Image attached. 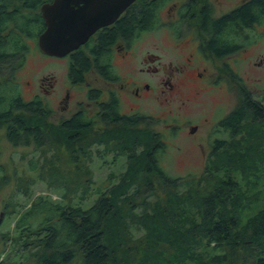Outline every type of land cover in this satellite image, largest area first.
<instances>
[{
  "label": "rangeland",
  "instance_id": "rangeland-1",
  "mask_svg": "<svg viewBox=\"0 0 264 264\" xmlns=\"http://www.w3.org/2000/svg\"><path fill=\"white\" fill-rule=\"evenodd\" d=\"M165 1L156 24L150 30L139 33V39L135 41L134 60L121 62L118 52L114 51V62L118 65L113 74L120 83L130 80L125 76H128L132 65L139 62L147 51L160 55L163 62L174 59L176 48L173 36L177 37V33L170 26L179 28L180 25L172 23L169 12H174L184 1ZM242 1L194 0L197 5L192 6V16L186 24L188 27L199 28L201 20L198 12L204 5H211L215 15H221L233 10ZM190 34L191 31L187 29L182 38ZM224 37L239 42L241 49L232 53L230 58L216 59L209 54L211 58L208 66L215 70L218 86L226 93L225 100L218 104H222L223 111H233L241 105L243 95H248L264 107V62L261 66H255V63L264 59V19L252 28L245 29L239 36L227 33ZM28 49L24 64L17 73L18 84L15 86L25 100L40 98L43 107L52 110V113L50 116L41 115L31 119L32 122L39 123L47 133V142L41 147H36L34 141L28 146L13 145L7 137L8 121L0 123V162L9 177L7 183H0V264H35L36 255L44 252L43 247L38 245L40 233L35 231L39 217L33 218L30 226V221H23L24 214L31 208L33 201L42 198L45 203L61 202L87 208L102 193L107 192L113 185H119L131 175L135 178L128 186L129 192H132L138 184L142 186L146 178L142 171L131 174L132 165L139 160L147 163V154L155 150L158 154L157 163L165 173L171 177L184 178L178 187L181 194H189L192 199L201 197L217 181L216 177L209 174H215V170L224 167L223 170H226H220V174H217L218 182L232 176L237 178L241 184L238 198H242L246 205L251 204L243 212L242 222L264 208V130L259 124L252 126L253 118L250 113L246 116L242 135L236 139L237 137L233 138L227 131L222 132L223 134L213 133V136L209 133L212 126L208 124L202 125L196 135H190L189 124L202 122L201 115L212 109L209 104H217V98L211 99L205 105L209 108L207 111L201 107L193 109L192 106L180 110L179 102L169 107L162 105V101L153 102L149 109L154 117L138 126L106 123L96 113L88 110L92 116L89 118L94 123L80 134L78 140L69 142L65 136L67 132L60 128L62 122L72 118L78 110L84 112L90 108L87 98L89 88L106 89L109 84L100 77L93 81L95 76L88 75L84 84L71 89V97L67 100L66 82L71 65L70 57L43 54L34 38L28 40ZM43 78L44 84L41 87ZM120 97L122 111L131 114V101ZM170 110L173 111L172 116L168 114ZM144 115L139 113V117ZM186 115L190 116L192 123L187 121ZM253 129L260 137L252 150L245 154L250 159L247 161L242 157L243 154L238 155V151L244 142L243 136L248 133L249 137ZM210 136L213 140L219 137V141L225 143L226 149L216 152L218 141L208 139ZM156 146L161 147L157 149ZM159 193L162 197L165 196L160 189L154 196L149 197L148 207L145 206L147 212H151V208L161 197ZM224 208L230 209L231 206L226 205ZM143 210L144 207L137 208L138 212ZM129 229L133 238L142 237L145 233L134 225ZM20 231L25 232L20 235ZM200 247L198 249L206 250L204 246Z\"/></svg>",
  "mask_w": 264,
  "mask_h": 264
},
{
  "label": "trees",
  "instance_id": "trees-1",
  "mask_svg": "<svg viewBox=\"0 0 264 264\" xmlns=\"http://www.w3.org/2000/svg\"><path fill=\"white\" fill-rule=\"evenodd\" d=\"M45 1L0 0V123L8 121L7 137L15 146H28L34 141L36 147H41L48 139L45 130L31 119L50 116L52 110L44 108L40 98L25 100L15 86L18 84L17 73L28 54V40H37L46 28L41 14V5ZM165 2L135 1L120 20L118 29L99 34L90 47L92 56L101 63L107 47L117 38L129 32L137 35L150 30L158 21ZM209 11V7L203 9L205 27L215 37L219 35L221 45L226 42L221 38L228 27H231V33L239 36L264 19V0L243 1L217 19H211ZM240 49L239 42L231 41V53ZM218 50L220 55L224 54L223 48ZM93 65L92 58H87L82 51L77 52L70 71L72 78L83 81ZM102 107L106 123L136 125L143 121L142 117H134L135 120L131 121L122 116L114 99L102 103ZM249 113L253 118L252 126L259 124L264 130L263 106L243 95L241 105L231 111V118L225 122L230 136L238 139L242 135ZM82 115L78 113L60 125L61 130L67 132V141L75 142L91 127ZM250 132L249 137L248 133L243 136L244 142L238 151V155L243 154L247 161L250 159L245 154L252 150L260 137L254 129ZM217 143L216 152L226 149L225 143ZM156 151L147 154V163L139 160L132 165L131 174L142 171L146 176L144 184H138L132 192L128 186L135 180L133 175L119 185H113L87 208L61 202L50 201L49 204L42 198L33 201L23 221H30V226L32 219L39 217L35 231L40 233L38 245L44 252L36 255L35 264H264V208L242 222V214L251 204L246 205L242 198H238V190H241L238 179L232 176L218 182V172L226 170L219 167L215 174H209L217 178L215 185L201 197L192 199L189 194L178 191L184 178L171 177L158 165ZM152 172L156 174H149ZM8 180L0 162V183L5 184ZM160 189L165 196L159 193L162 198L159 197L151 212H147L148 198ZM226 205L231 208H224ZM140 207H144L142 212L137 211ZM131 225L142 229L144 235L133 238L129 229ZM203 246L206 250L198 249Z\"/></svg>",
  "mask_w": 264,
  "mask_h": 264
},
{
  "label": "flooded vegetation",
  "instance_id": "flooded-vegetation-1",
  "mask_svg": "<svg viewBox=\"0 0 264 264\" xmlns=\"http://www.w3.org/2000/svg\"><path fill=\"white\" fill-rule=\"evenodd\" d=\"M182 1H184L182 2V6L179 5L176 7L174 12H169L172 23L180 25L179 28H172L169 25L171 30L177 33V37L173 36L176 48L174 59H171L168 62H163L160 55L147 51L139 62L132 65V68L128 72V76H125L126 78H130L128 81L120 83L117 80V77L114 76L113 72H115L118 64L114 62L113 53L114 51L118 52L121 62L127 61L128 59L134 60L136 54V48L134 49L136 46L135 41L139 39V33L134 35L133 32H129L128 35L117 38L116 41L108 47L105 46L108 48V51L104 54L101 63L98 59L93 57L90 52L91 45L97 41L100 33L119 28L120 20L125 17L124 14L127 10L114 23L98 29L85 44L67 55L71 60L68 80L66 82L67 100L71 97V89L79 88L76 86L84 84L88 75L95 76L93 81L98 80L97 77H100V79L109 84L106 89H99L96 87L89 88L87 91V98L90 102V108H87L84 112L78 110V112H76L72 117L78 113L83 114L82 116H84L92 125L94 122L91 118H89L92 117L88 112V110H90L92 113H96V116L101 117V119L105 122L104 112H102V103L107 102L109 99H114L120 107V114L125 116L128 120L134 121V117L139 118V113H144L145 115L142 117L143 121L141 122L144 124L146 120L154 117L149 109L153 102L162 101L161 104L166 105L167 107L179 102L180 105L178 108L180 110L182 108L192 106L193 109L201 107L207 111L209 108H206L205 105H207L211 99L217 98V104H209L208 106L212 109H209L208 112H204L201 115L203 118L202 122L189 124V132L191 136L196 135L202 125L208 124L212 126L209 129V133L212 135L213 133L223 134L222 132L224 131H227L226 133H228L229 129L225 126V122L227 118H231V111H223L221 107L222 104H218L220 101L225 100L226 93L223 88H220V85L218 86L219 83L215 78L216 75L214 74L215 70L210 69L208 61L211 56L216 59L231 57L232 53L229 50L231 47V40L224 37L227 33L231 34V27L226 29L227 33H223L221 41L226 42L220 45L219 35L215 37V35L213 33H209L207 30L208 28L205 27L207 22H205L203 9L205 7L210 8L208 13H210L211 19L220 18L231 12V9L221 15H215L216 12H213L211 5H204L199 10L200 12H198L201 20L199 28H192L188 27L186 21H188L189 17L192 16V6L197 5V3L194 2V0ZM194 12H196L195 9ZM187 29L191 31L190 36L182 38L183 32L187 31ZM220 48L224 49V54L222 55L219 54L218 49ZM79 51H82L87 58H92L94 63L93 68L85 73L83 81H78L72 78L70 72L71 67L74 64V55ZM209 54L211 56H209ZM263 62L264 59L259 63H255V66H261ZM42 84H44V78L42 79L41 87H43ZM117 87L119 91L117 90ZM99 94L102 95L97 98L96 96ZM119 95L122 96L123 99L131 101V105L129 106L131 114H127L122 111V99ZM101 98L103 99L101 100ZM168 114L172 116L173 111L170 110ZM186 117L187 121L192 123L190 116L186 115ZM229 121H231V119ZM138 125H140V122L136 125L127 126ZM208 139L213 140L211 136ZM219 140V137H215L213 142ZM221 140L223 139L221 138ZM206 157L207 155L205 158Z\"/></svg>",
  "mask_w": 264,
  "mask_h": 264
},
{
  "label": "water",
  "instance_id": "water-1",
  "mask_svg": "<svg viewBox=\"0 0 264 264\" xmlns=\"http://www.w3.org/2000/svg\"><path fill=\"white\" fill-rule=\"evenodd\" d=\"M135 1H45L41 14L46 28L37 39L38 47L45 55L65 57L85 44L98 29L114 23Z\"/></svg>",
  "mask_w": 264,
  "mask_h": 264
}]
</instances>
